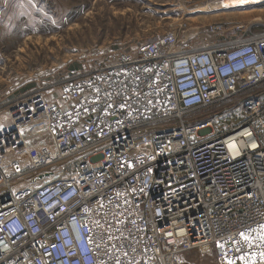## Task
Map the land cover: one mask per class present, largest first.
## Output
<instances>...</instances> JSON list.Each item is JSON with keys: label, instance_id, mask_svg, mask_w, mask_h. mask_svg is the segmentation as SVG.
I'll use <instances>...</instances> for the list:
<instances>
[{"label": "built area", "instance_id": "obj_1", "mask_svg": "<svg viewBox=\"0 0 264 264\" xmlns=\"http://www.w3.org/2000/svg\"><path fill=\"white\" fill-rule=\"evenodd\" d=\"M89 63L48 88L45 116L36 100L5 111L0 264H190L202 246L264 264V96L239 121L189 118L264 83V29L195 50L173 30ZM46 134L61 170L38 183L17 153Z\"/></svg>", "mask_w": 264, "mask_h": 264}, {"label": "rangeland", "instance_id": "obj_2", "mask_svg": "<svg viewBox=\"0 0 264 264\" xmlns=\"http://www.w3.org/2000/svg\"><path fill=\"white\" fill-rule=\"evenodd\" d=\"M225 1L0 0V115L20 102L36 100L45 116L47 104L58 96L57 89L48 88L69 70L82 69L99 55L137 51L173 30L180 32L181 44L195 50L264 29V0H236L237 5L217 9ZM250 94L264 96V83L209 110L197 109L189 118L200 120L228 108L234 109L232 118L239 121L241 109L236 106ZM32 144L17 153L21 166L42 170L38 183L57 178L61 169L49 161L54 148L51 135L37 136ZM6 147L2 135L0 148ZM201 248L189 251V263L216 264L214 252L207 251L208 246Z\"/></svg>", "mask_w": 264, "mask_h": 264}, {"label": "bare ground", "instance_id": "obj_3", "mask_svg": "<svg viewBox=\"0 0 264 264\" xmlns=\"http://www.w3.org/2000/svg\"><path fill=\"white\" fill-rule=\"evenodd\" d=\"M249 1H251V0H247L246 2H249ZM232 3H229V0H226L225 2H224V4L221 6V7H217V9L218 8H225L226 6H234V5H237V1L236 0H232L231 1ZM216 4V3H215ZM215 4H213V5H215ZM211 5V4H210ZM219 6V5H218ZM211 7V6H210ZM214 8V7H213ZM207 9H208V7H207ZM210 9V8H209ZM202 10H205V9H202ZM12 120H14V118H10V116L7 114V113H3V114H1L0 115V129L1 128H5L6 126H9V125H11L12 124Z\"/></svg>", "mask_w": 264, "mask_h": 264}]
</instances>
